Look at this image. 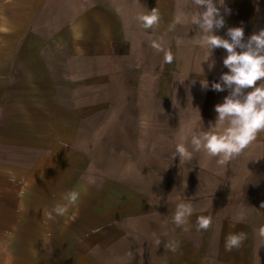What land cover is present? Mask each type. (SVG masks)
Masks as SVG:
<instances>
[{
    "label": "crops",
    "instance_id": "crops-1",
    "mask_svg": "<svg viewBox=\"0 0 264 264\" xmlns=\"http://www.w3.org/2000/svg\"><path fill=\"white\" fill-rule=\"evenodd\" d=\"M225 3L214 34L243 27L247 40L264 29V0ZM191 7L0 0V264H264V133L227 161L175 156L182 142L192 151L228 95L211 89L229 71L226 51L205 61ZM153 8L160 23L144 29L137 17ZM179 203L194 212L176 227ZM198 217L210 218L207 230ZM240 232L247 239L226 251Z\"/></svg>",
    "mask_w": 264,
    "mask_h": 264
},
{
    "label": "clouds",
    "instance_id": "clouds-1",
    "mask_svg": "<svg viewBox=\"0 0 264 264\" xmlns=\"http://www.w3.org/2000/svg\"><path fill=\"white\" fill-rule=\"evenodd\" d=\"M188 3L192 7L186 15L190 17L191 25L199 30V43L208 50L205 61L216 48L226 51L223 65L229 71L220 76V82H213L211 89L216 92L228 90V95L222 103L215 105L216 122H210V130L191 136L192 151L182 142L177 145L175 156L178 155L181 162L188 163L192 160L193 151H204L212 157H221L227 161L240 156L257 140L259 134L264 133V29L245 40L243 27H229L226 33L228 38H223L214 34V29L223 28L224 14L231 12L225 0H188ZM222 8L224 14L221 13ZM137 19L144 29H153L159 25L161 16L158 9L153 8L147 14L139 15ZM153 48L162 51L158 43H153ZM164 59L166 63H172L174 57L171 53H166ZM208 67L209 70L214 68V61ZM201 84L203 89L208 88L206 80L201 81ZM222 124H226V127L221 131L219 126ZM76 199L75 193L67 196L70 204L75 203ZM55 211L63 214L66 209L57 207ZM193 212L191 203H179L172 222L176 227H181L187 223ZM210 223V218L198 217L197 230H207ZM163 235L166 236L167 233ZM258 236L259 247H264V226L258 230ZM246 239L247 234L244 232L228 234L225 237V250L238 249ZM154 243L159 246L160 238H155ZM165 248L175 252L178 243L167 242Z\"/></svg>",
    "mask_w": 264,
    "mask_h": 264
},
{
    "label": "rangeland",
    "instance_id": "rangeland-1",
    "mask_svg": "<svg viewBox=\"0 0 264 264\" xmlns=\"http://www.w3.org/2000/svg\"><path fill=\"white\" fill-rule=\"evenodd\" d=\"M146 124H144V126H145Z\"/></svg>",
    "mask_w": 264,
    "mask_h": 264
}]
</instances>
